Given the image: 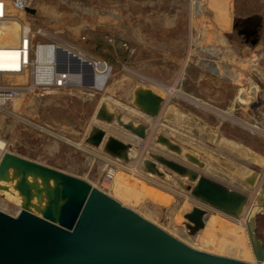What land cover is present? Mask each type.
<instances>
[{
	"label": "rangeland",
	"instance_id": "obj_1",
	"mask_svg": "<svg viewBox=\"0 0 264 264\" xmlns=\"http://www.w3.org/2000/svg\"><path fill=\"white\" fill-rule=\"evenodd\" d=\"M261 4L262 0H195L194 4L188 0H35L33 15L8 7V16L41 30L34 43H58L104 61L111 71L102 89L30 95L3 108L0 140L6 147L0 150V158L9 153L101 191L98 181L109 156L101 147L86 144L85 138L92 128L102 129L104 137L131 146L127 160L120 163L124 169L101 192L191 249L254 264L240 222L264 191V118L258 111L264 110V102L251 105V99L264 96ZM248 19L252 36L239 31ZM36 57L38 61V52ZM46 63L47 58L39 62ZM170 89L176 91L174 96ZM137 90H149L162 99L155 117L134 106ZM100 104L112 115L110 123L95 119ZM117 117L123 123L144 125V138L119 127ZM158 137L179 152L168 150ZM150 155L170 159L244 194L247 203L241 215L230 217L192 198L188 191L192 183L158 164L162 176L146 173L142 162L151 160ZM184 155L197 159L202 167ZM13 184L0 186V193L11 189L19 200L7 201L0 194V212L12 217L24 206ZM42 203L43 199L39 203L32 197L26 210L40 217ZM193 207L205 212L207 222L190 229L186 215ZM236 234L243 248L239 253L230 251ZM255 236L264 253L263 217L255 223Z\"/></svg>",
	"mask_w": 264,
	"mask_h": 264
},
{
	"label": "water",
	"instance_id": "obj_2",
	"mask_svg": "<svg viewBox=\"0 0 264 264\" xmlns=\"http://www.w3.org/2000/svg\"><path fill=\"white\" fill-rule=\"evenodd\" d=\"M25 13L33 15L34 9H26ZM56 53L63 62L60 67L56 59L57 72L79 73L84 87L93 86V70L89 64L65 51L58 49ZM161 102L162 99L149 90L134 92V106L149 118L157 115ZM94 117L105 123L112 120L103 104L97 107ZM115 120L134 137L144 138V125L123 123L119 117ZM157 141L168 150L179 152L167 139L158 137ZM85 143L101 147L105 155L120 161L127 160L131 146L114 137H104V131L99 128L91 129ZM184 157L202 167L192 156ZM150 158L142 162L145 172L162 176L158 164L192 183L188 189L192 198L230 217L241 215L247 203L244 194L170 159L158 155H150ZM0 180L14 181L13 188L23 198L24 205L13 217L0 212V264H247L191 249L84 180L18 156L2 154ZM32 197L39 203L43 199L38 209L40 217L26 210ZM247 212L244 229L251 255L254 264H262L264 253L255 236V223L258 215L264 216V192L258 194ZM204 215L203 210L193 207L186 218L195 227H201Z\"/></svg>",
	"mask_w": 264,
	"mask_h": 264
},
{
	"label": "built area",
	"instance_id": "obj_3",
	"mask_svg": "<svg viewBox=\"0 0 264 264\" xmlns=\"http://www.w3.org/2000/svg\"><path fill=\"white\" fill-rule=\"evenodd\" d=\"M34 1L35 0H0V111H3V108H6L25 96H45L59 91L85 88L97 90L96 83L98 82L99 75L104 73L108 77L111 71V67L104 61L87 57L79 51H72L58 43H34V37L42 36L41 30L39 28L33 30L28 25L7 15L8 7L15 11L25 13L26 9L32 8ZM188 2L194 4L195 0H188ZM12 23H16L17 25L16 43L14 45H4L3 40L5 39L6 28ZM261 28L262 45L260 49V58L264 63V0H262L261 4ZM122 47L125 50L127 49L125 44H122ZM58 49L72 54L81 62H85L91 66L94 76V84L92 87H84L82 85V75L79 73L56 71V60H53L52 54ZM37 51L50 53L45 65L37 62ZM8 63L15 64L16 67L13 69L1 67V65ZM97 66H102L101 72L96 69ZM106 79L103 82L104 84ZM15 81H21L23 83L14 84L13 82ZM263 102L264 96L262 94H260L259 98L256 97L255 99H251V105H256L257 103L261 104ZM258 111L264 118V110L258 108ZM104 161L103 170L98 181V186L101 191L110 186L114 174L119 169H124V167L120 165V163H122L120 160L109 157Z\"/></svg>",
	"mask_w": 264,
	"mask_h": 264
},
{
	"label": "bare ground",
	"instance_id": "obj_4",
	"mask_svg": "<svg viewBox=\"0 0 264 264\" xmlns=\"http://www.w3.org/2000/svg\"><path fill=\"white\" fill-rule=\"evenodd\" d=\"M16 40H17V25H16V23H12V24H10V26H8L7 28H6V31H5V39L3 40V44L4 45H14L15 43H16ZM38 52V55H39V59H38V63L41 61V60H43V59H46V58H48L49 57V55H50V53H44V52H40V51H37ZM37 52H36V55H37ZM233 56V55H232ZM52 58H53V60L55 61L56 59L58 60V62H57V64H59V65H61L60 67H62V65H63V62H61L62 61V58H61V56L58 54V53H54V54H52ZM60 58V59H59ZM37 59V58H36ZM40 60V61H39ZM59 60H60V62H59ZM65 60V65H66V67H68V61H67V59H64ZM1 67L2 68H5V69H13V68H15L16 66H15V64H3V65H1ZM99 72H101L102 71V66H97V68H96ZM107 78V75L106 74H104V73H102V74H100L99 75V79H98V82L96 83V89L98 90V89H102L103 87V82H104V80ZM6 146L4 145V143L0 140V150H2V151H4V148H5ZM158 169V168H157ZM11 172V171H10ZM119 172V171H118ZM147 173V172H146ZM162 173V172H161ZM8 174H9V171H8ZM116 174L117 173H115L114 174V177H113V181H112V183H114V181H115V177H116ZM148 174H150V173H148ZM151 175H153V174H151ZM163 175V174H162ZM3 182H5V181H1L0 180V186H2V184H3ZM11 183H14V181L13 182H11ZM5 184V183H4ZM6 186H8V185H6ZM264 192V191H263ZM15 192H13V191H11V189H8V190H5V191H1V193L0 194H2L4 197H5V199L8 201V200H12V201H16V202H19V200H18V198L15 196V194H14ZM121 204V203H120ZM122 205V204H121ZM123 206V205H122ZM215 219V218H214ZM245 219H243V221H241L240 223L242 224V223H244V226H245V221H244ZM191 226L189 227L190 229H194L195 228V225L192 223V222H190V221H187ZM207 221H203V225H205V223H206ZM243 226V227H244ZM210 228H212V227H210ZM214 230V229H213ZM234 247L235 248H231L232 250H230V251H233V253L234 252H236V253H239L240 251H242L243 250V248H241V246L239 245V243H238V239H237V234H236V237L234 238ZM241 243V242H240ZM262 264H264V263H262Z\"/></svg>",
	"mask_w": 264,
	"mask_h": 264
},
{
	"label": "flooded vegetation",
	"instance_id": "obj_5",
	"mask_svg": "<svg viewBox=\"0 0 264 264\" xmlns=\"http://www.w3.org/2000/svg\"><path fill=\"white\" fill-rule=\"evenodd\" d=\"M219 12V11H218ZM243 34H245L246 36L253 35V28L251 27L250 23L248 21H245L244 23H242L240 25V30Z\"/></svg>",
	"mask_w": 264,
	"mask_h": 264
},
{
	"label": "trees",
	"instance_id": "obj_6",
	"mask_svg": "<svg viewBox=\"0 0 264 264\" xmlns=\"http://www.w3.org/2000/svg\"><path fill=\"white\" fill-rule=\"evenodd\" d=\"M245 21H248V22L250 23V19H248V20H243V21L241 22V24L244 23ZM241 24H240V25H241ZM250 25H251V23H250ZM251 27L253 28V25H251ZM253 35H254V30H253ZM259 217H263V218H264L263 215H259V216H257V217H256V223H257V220H258Z\"/></svg>",
	"mask_w": 264,
	"mask_h": 264
},
{
	"label": "crops",
	"instance_id": "obj_7",
	"mask_svg": "<svg viewBox=\"0 0 264 264\" xmlns=\"http://www.w3.org/2000/svg\"><path fill=\"white\" fill-rule=\"evenodd\" d=\"M174 85H172V87H173ZM255 90H256V88H255ZM249 91L251 92L252 90L251 89H249ZM170 92H171V95L172 96H174V94H175V90H173V89H170ZM255 92V91H254Z\"/></svg>",
	"mask_w": 264,
	"mask_h": 264
}]
</instances>
